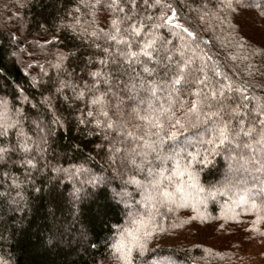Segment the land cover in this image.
Masks as SVG:
<instances>
[{
  "label": "trees",
  "instance_id": "1",
  "mask_svg": "<svg viewBox=\"0 0 264 264\" xmlns=\"http://www.w3.org/2000/svg\"><path fill=\"white\" fill-rule=\"evenodd\" d=\"M227 2L0 0V264H123L112 246L142 218L133 264L253 257L264 0ZM154 177L194 195L162 203Z\"/></svg>",
  "mask_w": 264,
  "mask_h": 264
},
{
  "label": "snow or ice",
  "instance_id": "2",
  "mask_svg": "<svg viewBox=\"0 0 264 264\" xmlns=\"http://www.w3.org/2000/svg\"><path fill=\"white\" fill-rule=\"evenodd\" d=\"M227 7H231V0H228ZM179 26V25H178ZM138 31V29H137ZM185 32H188V29H184ZM189 35H192L191 32H189ZM114 38V37H113ZM147 55L151 56V53H146ZM133 56H135V53H132ZM180 78L176 79V83H179ZM95 102V101H94ZM193 108H195V104L193 105ZM91 115V113H89ZM147 119V117H145ZM179 123V121H177ZM229 129L226 124H221L217 135L220 143H224L229 137H228ZM169 138L174 139V136H170ZM211 143V141H209ZM165 169L161 168L157 170L158 176L163 177ZM176 175L183 177L185 175V172L187 171V167L184 171L180 170L179 162L177 161V167L173 170ZM151 174V173H150ZM152 185L157 187V193L159 196H161V202H167L168 204L176 203L177 201L181 203H185L188 199L192 198L194 195L190 188L185 186L182 182L176 183L173 190L169 191L168 188H162L163 186V180L158 179L154 177L152 181ZM197 190L199 192H203L204 189L198 188ZM162 189V191H161ZM152 197H149L151 199ZM244 200V196H241V201ZM253 206L255 207V202L253 201ZM139 227L133 228V229H127L126 234L121 233V239L112 247L116 252L119 253V256L117 257L118 260H122L123 264H133V257L132 253L135 249L143 250L145 248L144 240L150 235L149 231H147V223H150V218L147 220L145 219H139L135 221ZM144 228L145 230L141 233L140 229Z\"/></svg>",
  "mask_w": 264,
  "mask_h": 264
},
{
  "label": "rangeland",
  "instance_id": "3",
  "mask_svg": "<svg viewBox=\"0 0 264 264\" xmlns=\"http://www.w3.org/2000/svg\"><path fill=\"white\" fill-rule=\"evenodd\" d=\"M117 36H118V32H114L112 34L111 40H114L115 41ZM167 59L170 60L171 58L168 56ZM151 62H153V61H151ZM139 96L140 95H139L138 92L137 93L134 92V100L135 101H137V99H138ZM245 98L247 99V97H245ZM156 99H157V97H156ZM251 99H253V98L251 97ZM255 101H257V100L255 99ZM116 125H118V126H116L117 127L116 129H120V125L119 124H116ZM129 136L133 138L134 141H132V145H134L135 138H137V136H135V134H129ZM202 139H203V136L202 135L198 136V141H201ZM235 141H237V139H233V142L235 143V146L234 147L240 146V144H238V141L237 142H235ZM134 146H136V145H134ZM122 149H124V148H122ZM112 159H113V157H112ZM135 163L136 162L131 161L129 164L135 165ZM227 172L230 173L232 171H231V169L230 170L227 169ZM253 251H255V253L253 254V257L249 258L248 256H246L245 264H264V238L262 240H260L256 244V247H255V249ZM260 261H262V262L260 263Z\"/></svg>",
  "mask_w": 264,
  "mask_h": 264
}]
</instances>
